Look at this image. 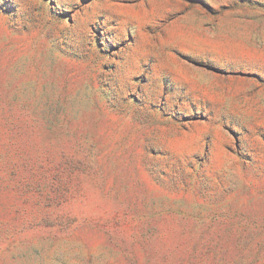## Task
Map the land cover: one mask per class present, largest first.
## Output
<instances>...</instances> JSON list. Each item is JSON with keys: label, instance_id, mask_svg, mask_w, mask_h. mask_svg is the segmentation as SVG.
<instances>
[{"label": "rangeland", "instance_id": "rangeland-1", "mask_svg": "<svg viewBox=\"0 0 264 264\" xmlns=\"http://www.w3.org/2000/svg\"><path fill=\"white\" fill-rule=\"evenodd\" d=\"M0 264H264V0H0Z\"/></svg>", "mask_w": 264, "mask_h": 264}]
</instances>
